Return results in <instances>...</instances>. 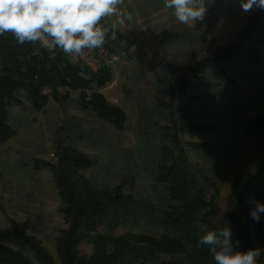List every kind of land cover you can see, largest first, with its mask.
<instances>
[{
	"label": "rangeland",
	"instance_id": "374dc122",
	"mask_svg": "<svg viewBox=\"0 0 264 264\" xmlns=\"http://www.w3.org/2000/svg\"><path fill=\"white\" fill-rule=\"evenodd\" d=\"M207 2L205 18L192 26L180 23L164 0H124L115 16L105 18L123 38L112 44L107 38L120 54L110 65L112 81L61 87L56 98L45 88L49 95L42 110L19 90L20 102L9 108L15 135L0 141V243L41 264L16 233V223L43 241L55 264H63L57 238L69 224L51 169L36 164H57L59 147L66 146L91 159L83 174L96 189L121 187L155 206L152 215H130L101 232L160 236L169 201L158 175L180 161L206 200L216 202L219 218L227 213L235 176L246 167L256 171L264 160V141L248 132L253 117L264 119V43L250 47L245 42L234 57L225 56L221 50L239 42L259 9L244 12L240 0ZM121 18L123 24L117 22ZM207 60H213L207 69L195 70ZM93 91L124 110V129L100 119L90 101L83 102L82 95ZM81 249L91 253L93 247L86 243Z\"/></svg>",
	"mask_w": 264,
	"mask_h": 264
},
{
	"label": "trees",
	"instance_id": "16d2710c",
	"mask_svg": "<svg viewBox=\"0 0 264 264\" xmlns=\"http://www.w3.org/2000/svg\"><path fill=\"white\" fill-rule=\"evenodd\" d=\"M105 23L110 27L108 39L112 44L115 39L111 38V25L106 20ZM118 37L122 35L116 31V39ZM245 42L250 47L264 43V10L259 9L251 17L236 45L223 48L221 52L232 58ZM211 62L213 60L202 61L195 70H205ZM111 73V67H105L98 74H92L84 66L70 63L59 48L53 54L39 43L21 45L11 33L0 36V141L15 135L9 123V108L20 102L19 90L25 89L33 107L42 110L49 94L58 97L59 88H89L93 82L104 85L113 80ZM45 88L51 93H44ZM82 100L90 101L87 104L93 106L97 117L124 129L126 113L121 107L114 106L96 91L83 94ZM248 132L264 141V119L253 117ZM59 151L57 164L45 161L37 163L36 168L51 169L62 203L60 210L69 224L57 238L63 264H214L208 246L197 247L204 234L202 224L207 225V230L217 232L229 225L230 240L236 250L264 248V214L258 223L250 216L254 201L264 203V160L256 171L246 167L235 176L229 210L222 218H219L216 202L206 200L203 188L194 180L186 162L164 166L158 178L166 185L169 205L162 210L160 225L164 232L154 236L142 232H101L102 226L115 229L130 215H152L155 206L136 199L121 187L115 192L96 189L83 174L84 169L93 165L88 155L72 146L59 147ZM14 228L36 252L41 264H55L41 239L19 230L16 223ZM86 243L92 245L91 253L82 251ZM0 264L35 263L23 252L0 243ZM257 264H264V252Z\"/></svg>",
	"mask_w": 264,
	"mask_h": 264
},
{
	"label": "clouds",
	"instance_id": "9594fccd",
	"mask_svg": "<svg viewBox=\"0 0 264 264\" xmlns=\"http://www.w3.org/2000/svg\"><path fill=\"white\" fill-rule=\"evenodd\" d=\"M124 0H0V36L11 33L16 41L41 44L46 49L59 48L70 63H78L85 50L103 47L110 27L105 18L115 16ZM244 12L264 10V0H240ZM164 7L174 12L182 24L195 25L205 18L207 0H164ZM130 19V17H128ZM124 23L121 18L117 21ZM111 38H116L115 24L111 25ZM251 219L259 222L264 214V203L254 201ZM197 247L208 246L214 264H257L264 248L236 250L231 243V229L227 225L220 231L207 230ZM238 243V242H237Z\"/></svg>",
	"mask_w": 264,
	"mask_h": 264
},
{
	"label": "built area",
	"instance_id": "2783aa9c",
	"mask_svg": "<svg viewBox=\"0 0 264 264\" xmlns=\"http://www.w3.org/2000/svg\"><path fill=\"white\" fill-rule=\"evenodd\" d=\"M46 50L55 54L57 48L51 50L46 49ZM119 58H120V54L113 52L110 48V42L106 40V43L101 48L92 51L85 50L83 54L79 57L78 63L76 64H80L84 66L92 74H98L105 67H110V65ZM68 59L70 60L69 57Z\"/></svg>",
	"mask_w": 264,
	"mask_h": 264
}]
</instances>
